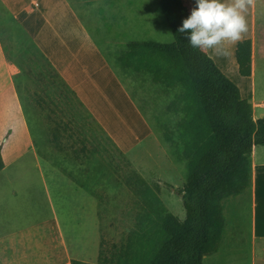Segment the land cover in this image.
<instances>
[{
	"label": "crops",
	"instance_id": "crops-1",
	"mask_svg": "<svg viewBox=\"0 0 264 264\" xmlns=\"http://www.w3.org/2000/svg\"><path fill=\"white\" fill-rule=\"evenodd\" d=\"M99 1L112 8L118 19L116 23L129 21L128 30L121 28L119 33L114 32V39L120 38L122 32H130L132 19L125 11L124 0H0V54L10 76V84L0 92L3 102L0 106V144L4 161L0 191L8 187L12 197L10 206L3 205L8 200L0 198V264H70L73 259L95 263L101 238L110 239L116 230L124 237L134 224L135 197L125 186L123 177L136 172L146 180V175L151 174V177L166 181L165 173L173 169L172 161L146 117L108 58L90 40L74 8L77 5L80 9H89ZM182 3L188 5L189 11L195 6V0H182ZM250 6L249 29L243 39H252L255 32L256 0ZM38 20L60 21L63 39L76 40L75 48L70 52L61 46L51 48V39L40 33ZM5 21H11L12 25L2 24ZM145 21L139 14L134 22L143 27L147 25ZM30 27L38 31L41 40L30 32ZM226 44L225 47L232 48L230 53L234 55L238 73L236 44L227 41ZM206 53L224 74L227 73L212 52L206 50ZM36 73L44 74L58 86L72 111L99 139L100 149L86 161L78 162L68 152L58 150L50 140L40 103L47 102L54 107L55 100L36 81ZM253 74L252 47L250 77ZM252 105L254 113L256 103ZM258 105L264 107V103ZM255 156L254 147L250 183L254 193ZM51 181L59 192L69 191L81 199L78 208L92 215L94 238L91 242L81 239L70 244L63 219L51 206ZM20 192L27 197L26 219L13 199ZM21 209L24 211L23 206ZM255 225L256 222L253 223L251 264H256L259 255ZM19 243L26 246L27 252L17 247ZM18 251H21L19 258L13 255Z\"/></svg>",
	"mask_w": 264,
	"mask_h": 264
},
{
	"label": "trees",
	"instance_id": "trees-1",
	"mask_svg": "<svg viewBox=\"0 0 264 264\" xmlns=\"http://www.w3.org/2000/svg\"><path fill=\"white\" fill-rule=\"evenodd\" d=\"M159 4L173 41L130 40L114 51L113 60L136 88L152 89L144 99L148 118L168 157L185 164V183L175 188L185 217L172 213L161 198L162 188L171 185L130 172L123 182L135 197L133 226L119 241L101 238L95 263L73 259L70 264H203L222 238V202L250 186L252 150L264 146V118L255 120L252 103L237 85L204 50L188 44L187 33L177 31L190 15L188 8L182 0ZM235 60L238 74L250 77V38L236 43ZM34 77L44 88L51 87L44 74ZM40 110L58 150L78 162L98 152L99 139L72 111L68 117L47 102L40 103Z\"/></svg>",
	"mask_w": 264,
	"mask_h": 264
},
{
	"label": "rangeland",
	"instance_id": "rangeland-1",
	"mask_svg": "<svg viewBox=\"0 0 264 264\" xmlns=\"http://www.w3.org/2000/svg\"><path fill=\"white\" fill-rule=\"evenodd\" d=\"M124 1L126 2L125 11L129 18L132 19V25L129 30L130 32L120 33V38L118 39H114V32L119 33L117 31L121 28H124V31H127L128 29L126 26L129 21H126L125 23H116L118 19L111 7H107V5L101 1L95 2V4H92L89 9H80L79 6H75L74 4L73 6H75L74 8L79 15L81 24L87 35H89L90 40L95 42L104 56L108 58L116 74L122 80L135 104L146 117L153 133L160 141V133L152 126V123L148 118V113L150 111L144 104V99L151 95L150 93H152V89L150 90V93H146L143 90L136 88L135 84L130 79L124 77L121 74L119 67L113 60V53L116 49L120 48L123 44L130 40L148 39L158 43L168 44L173 41L172 34L170 33L168 26L165 23L164 16L160 10L159 0ZM139 14L141 17H145L147 25L142 27L140 24L134 22L136 21V18H138ZM250 14L251 6L248 7L245 13L247 29H249L248 21L250 20ZM254 15L255 32L253 38L251 39L253 42V77H242L238 75L235 70L233 53L228 57H217L212 51L210 52H212L217 62L224 66L223 68L227 72L225 75H227V77L237 85L242 97L251 103H256V108H254V117L256 119H260L264 118V107H260L258 105L264 103V0H256ZM60 23V21H51L48 23L38 20V27L40 33L45 34L47 37L49 36L51 39V44L49 45L51 48L59 49L61 46L66 51L70 52L75 48L76 40L66 41V38L63 39L62 36L64 35V29L61 28L59 25ZM2 24L11 26L12 22L5 21L2 22ZM26 25L29 27V23H26ZM10 28L13 29V27ZM112 28H115V31H113ZM29 30L36 38L41 40L36 29H31L30 27ZM226 45V42H224V46ZM228 49L230 52L232 51L231 47ZM204 51L206 52V50ZM56 56L59 57V54L56 53ZM50 83L51 87L45 89L55 100V102H53L54 107L57 108L58 113L67 112V116L71 117V114L68 113H71L70 111H72V109L66 101L64 93L59 90L58 86L54 85L52 82ZM9 84L10 76L5 68L4 59L0 54V92L2 90H6V86ZM147 92H149V90ZM5 93H9V91H5ZM2 103L3 102L0 101V106ZM78 119L81 120L80 118ZM255 148L256 156L254 160L257 165V175L255 181L256 191L254 193V188L250 185L242 194L231 196L222 202L223 215L225 219L222 240L219 244L217 253L206 256L207 259L204 258L203 264H251V244L254 222H256V232L259 238L256 247L259 254L256 264H264V146H257ZM165 149L166 148H164V150ZM172 164V171H167L165 173L166 181H161L168 183L173 188H170L169 186L163 187L161 198L172 213L183 219L185 217V212L182 205V199L179 193L175 190L174 186H177L176 188L179 189L183 187L185 183L186 169L184 163H175L172 161ZM52 174H55V172L52 171ZM146 177L150 182L159 180L156 176L151 177V174H147ZM3 185L11 187L8 184ZM16 185L18 184H15V186ZM49 190L51 206L56 209L57 216L63 219L62 224L66 230L67 237L70 238V244L75 241L78 242L81 239H83V241L88 240V242H91L94 238L92 215L83 213L78 208V200L81 199L76 198L69 191L59 192L55 188V182L53 181L49 183ZM0 198L8 200V202L3 203V205L10 206L9 200L12 197L8 187L1 189ZM26 198V194L23 192H20L16 197H13L15 200V206H19V212L23 213L22 216L24 219L28 216L26 212ZM21 206L24 207V211L21 209ZM116 222H118L117 219ZM121 235L122 232L120 230H116L114 236L108 240L115 242L119 241L123 238ZM17 247L22 251L27 252L26 246H23L20 243ZM13 255H17L19 258L21 251H18Z\"/></svg>",
	"mask_w": 264,
	"mask_h": 264
},
{
	"label": "clouds",
	"instance_id": "clouds-1",
	"mask_svg": "<svg viewBox=\"0 0 264 264\" xmlns=\"http://www.w3.org/2000/svg\"><path fill=\"white\" fill-rule=\"evenodd\" d=\"M252 3L253 0H195L190 15L177 31L187 33L185 38L192 48L228 57L231 53L224 42L243 41L248 30L245 13Z\"/></svg>",
	"mask_w": 264,
	"mask_h": 264
}]
</instances>
